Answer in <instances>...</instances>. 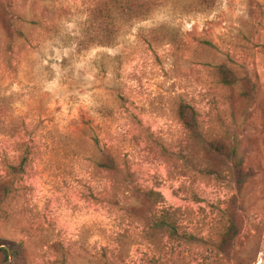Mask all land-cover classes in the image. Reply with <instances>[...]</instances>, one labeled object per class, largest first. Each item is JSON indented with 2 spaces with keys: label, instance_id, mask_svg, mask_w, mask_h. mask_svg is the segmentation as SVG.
<instances>
[{
  "label": "rangeland",
  "instance_id": "374dc122",
  "mask_svg": "<svg viewBox=\"0 0 264 264\" xmlns=\"http://www.w3.org/2000/svg\"><path fill=\"white\" fill-rule=\"evenodd\" d=\"M91 2L6 1L23 36L0 30V243L18 259L0 264H228L217 249L226 212L239 218L230 261L264 264V0L188 14L168 3L123 25L114 45L78 52ZM161 24L180 41L156 43ZM180 103L200 133L237 150L238 172H206ZM137 189L160 193L180 240L152 237L132 215Z\"/></svg>",
  "mask_w": 264,
  "mask_h": 264
},
{
  "label": "trees",
  "instance_id": "16d2710c",
  "mask_svg": "<svg viewBox=\"0 0 264 264\" xmlns=\"http://www.w3.org/2000/svg\"><path fill=\"white\" fill-rule=\"evenodd\" d=\"M7 0H0V30L5 38L12 42L23 36V31L16 26L12 9L6 4ZM173 3L176 10L181 13H194L212 8L215 0H92L87 4L85 19L80 24L75 40L76 50L82 51L90 47L115 44L123 25L133 21L146 19L159 6ZM156 43H178L181 39L177 30L166 24H161L149 30ZM205 45L212 47V43L204 41ZM220 81L232 86L237 81L235 72L225 63L215 68ZM178 117L195 142L203 144L204 156L208 161L207 173L216 174L220 168L228 169L230 173L238 172L241 162L237 161V150L228 146L217 135L208 137L198 131L196 111L190 104L180 103L177 106ZM101 165L107 169L117 171L118 167L114 157L105 153ZM223 169H220V171ZM9 189L8 183L0 182V205ZM138 190V189H137ZM138 204L130 207L132 215L146 221L152 231V237L166 235L172 241L180 240L175 212L170 208L158 209L161 200L160 193L154 190H138L136 194ZM239 231V218L234 212H226V225L218 244V251L228 264H250L244 261L233 263L230 261L233 241ZM9 243L10 242H4ZM0 243V256L2 261L9 260L6 244ZM14 260L18 259L16 247L10 246Z\"/></svg>",
  "mask_w": 264,
  "mask_h": 264
},
{
  "label": "water",
  "instance_id": "95a60500",
  "mask_svg": "<svg viewBox=\"0 0 264 264\" xmlns=\"http://www.w3.org/2000/svg\"><path fill=\"white\" fill-rule=\"evenodd\" d=\"M7 248H8V252H9V258H10V260H12V257H13L12 249L10 247H7Z\"/></svg>",
  "mask_w": 264,
  "mask_h": 264
}]
</instances>
